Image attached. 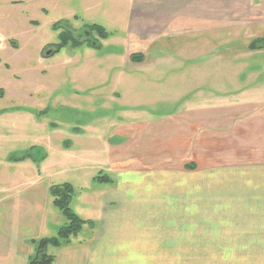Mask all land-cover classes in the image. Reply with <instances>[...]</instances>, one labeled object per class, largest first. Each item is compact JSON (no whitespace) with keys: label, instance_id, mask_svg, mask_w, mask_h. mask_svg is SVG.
Returning a JSON list of instances; mask_svg holds the SVG:
<instances>
[{"label":"rangeland","instance_id":"rangeland-1","mask_svg":"<svg viewBox=\"0 0 264 264\" xmlns=\"http://www.w3.org/2000/svg\"><path fill=\"white\" fill-rule=\"evenodd\" d=\"M166 6L151 0H0L2 187L11 177V186L18 191L32 182L68 183L74 190L71 209L93 223L99 208L91 200L98 204L99 197L112 189L111 184L95 178L115 180L107 167H111L110 147L120 141L123 124L157 119L184 106L212 108L224 101L217 98L219 94H245L251 85L253 90L248 94H264V48L248 49L251 42L264 40L261 0H184ZM178 10L193 17L189 22L204 23L199 29L205 34L188 35L185 40L186 35L181 38L185 29H180L165 32L167 39H152L159 34L151 28L149 14L168 17ZM56 22L67 23L76 36L80 35L79 40H84L83 35L89 37L85 26L94 24L111 36L101 41L100 49L82 43L52 56L51 46L58 43V32L52 29ZM191 29L189 25L186 31L191 33ZM132 55H141L140 61L132 62ZM249 69L255 72L248 74ZM24 154L35 160L43 155L46 158L36 168L31 160L5 163ZM100 169L102 173L97 174ZM31 188L23 193L29 199L38 198L41 191L39 194ZM47 194L42 204L48 230L44 236L54 237L66 220ZM95 229V224L93 228L85 226L78 240L88 238ZM159 229L164 232V228ZM163 232L155 237L156 250H165L167 239L181 237ZM140 243L141 248L136 242L134 249L149 250V242ZM51 250L55 249L49 250L54 254ZM259 261L171 257L108 260L109 264Z\"/></svg>","mask_w":264,"mask_h":264},{"label":"crops","instance_id":"crops-1","mask_svg":"<svg viewBox=\"0 0 264 264\" xmlns=\"http://www.w3.org/2000/svg\"><path fill=\"white\" fill-rule=\"evenodd\" d=\"M151 1L170 6L184 0ZM189 18L180 10L168 17L149 14L151 28L159 34L151 38L167 39L165 32L180 29H185V40L205 34L199 29L204 23ZM189 25L195 31H186ZM251 90L252 85L245 94H219L224 101L212 108L184 106L157 119L123 124L120 141L110 147L107 170L115 180L110 177L107 184L112 189L105 190L98 204L91 200L99 208L96 229L78 240L82 230L67 246L51 250L53 264H109V259L142 257L264 264V94H248ZM13 179L4 187L0 183V264H27L32 242L47 238L42 204L50 185L30 183L41 194L29 199L23 193L28 184L18 191L11 186ZM162 232L181 237L167 239L166 249L156 250L155 237ZM143 241L150 243L149 250H138Z\"/></svg>","mask_w":264,"mask_h":264},{"label":"trees","instance_id":"trees-1","mask_svg":"<svg viewBox=\"0 0 264 264\" xmlns=\"http://www.w3.org/2000/svg\"><path fill=\"white\" fill-rule=\"evenodd\" d=\"M53 31L57 33L58 43L52 45L51 48L54 49L52 56L58 54L61 50L67 48H78L82 43H86L88 47L100 49L102 47L101 41L107 40L111 34L108 33L103 27L98 25H88L85 26L87 30L86 35H83L84 40H79L80 35L76 36L74 32L71 31L70 26L65 22H56L52 26ZM97 37V38H96ZM264 48V40H256L248 45V49L251 51H256ZM141 55H132L130 60L134 63L139 62ZM30 158V155H22L19 158H10L12 161H21L26 158ZM45 155H43L39 160H35L36 164H39ZM99 183H111L110 178L106 176L95 178ZM73 188L68 183L53 184L48 187V194L52 198V205L57 209L58 213L66 220V224L58 229L57 235L54 237L40 238L32 242L33 253L28 258L27 264H53L55 257L53 254L49 253L50 249H60L62 247L70 244L71 240L76 238L83 230L85 226L90 228L94 227L92 221H85L81 219L70 207L71 198L73 195Z\"/></svg>","mask_w":264,"mask_h":264}]
</instances>
